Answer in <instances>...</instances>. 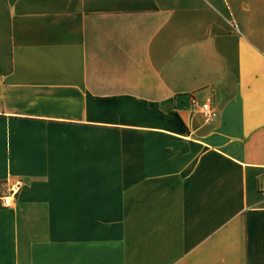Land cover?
Segmentation results:
<instances>
[{
  "label": "crops",
  "instance_id": "crops-1",
  "mask_svg": "<svg viewBox=\"0 0 264 264\" xmlns=\"http://www.w3.org/2000/svg\"><path fill=\"white\" fill-rule=\"evenodd\" d=\"M18 179L0 264H264V0H0Z\"/></svg>",
  "mask_w": 264,
  "mask_h": 264
},
{
  "label": "built area",
  "instance_id": "built-area-1",
  "mask_svg": "<svg viewBox=\"0 0 264 264\" xmlns=\"http://www.w3.org/2000/svg\"><path fill=\"white\" fill-rule=\"evenodd\" d=\"M190 104L192 110L199 114L204 124L209 125L217 119L218 107L213 96L209 95L202 101L198 100L194 96H191ZM22 186V179H18L13 182H8V180L3 181L0 185V188L3 191V194L0 196L2 205L11 206L13 198L19 193Z\"/></svg>",
  "mask_w": 264,
  "mask_h": 264
}]
</instances>
